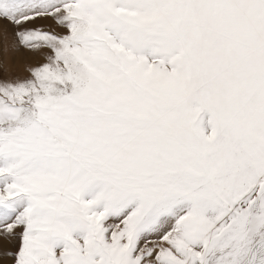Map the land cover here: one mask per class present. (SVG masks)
Masks as SVG:
<instances>
[{
    "label": "snow or ice",
    "instance_id": "snow-or-ice-1",
    "mask_svg": "<svg viewBox=\"0 0 264 264\" xmlns=\"http://www.w3.org/2000/svg\"><path fill=\"white\" fill-rule=\"evenodd\" d=\"M0 264H264V0H0Z\"/></svg>",
    "mask_w": 264,
    "mask_h": 264
}]
</instances>
